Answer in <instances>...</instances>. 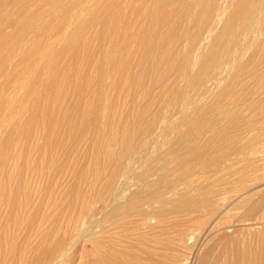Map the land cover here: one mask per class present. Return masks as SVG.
<instances>
[{"label":"rangeland","instance_id":"1","mask_svg":"<svg viewBox=\"0 0 264 264\" xmlns=\"http://www.w3.org/2000/svg\"><path fill=\"white\" fill-rule=\"evenodd\" d=\"M143 1L0 0V145L10 147L8 136L16 124L26 122L28 114L23 111L28 104L39 96L41 101L50 98L53 72L75 52L80 53L73 68L76 77L84 72L92 78L97 75L107 111L101 116L91 112L99 102L94 84L76 94L77 112L88 125L76 135L70 133L62 111L66 107L75 111L76 99L72 86L67 87L65 100L54 107L56 143L43 148L45 131L40 124L32 129V136L18 138L20 147L10 148L0 161V173L9 171L10 182L19 176L25 183L30 193L26 211L39 205L44 217L19 247L27 256L40 244L46 218L58 214L59 225L66 224L67 194L72 189L82 194L76 216L73 212L69 227L61 231L64 238L52 252L42 250L43 264H59L57 260L73 252L76 264L81 252L78 264H89L95 234L123 233L115 227L102 230L99 224L110 226L104 214L132 193L152 191L147 194L152 202H143L129 213L139 222L146 218V224L128 234H145L160 262L174 253L173 264H198L195 252L201 253L222 225L241 231L264 227V203L254 214L256 220H237L248 213L250 199L264 194V86L258 88L264 75V0H165L175 12L158 25L162 41L151 34L154 61L139 71L141 52L132 55L126 75H137V81L129 92L126 79L123 87L116 81L129 50L143 33L140 29L131 40L126 37ZM148 10L142 11L143 21L152 12ZM113 15L118 16L108 31L104 25ZM85 37L89 43L82 46ZM162 48L166 49L159 55ZM96 65L103 74L96 73ZM125 142H129L126 151L113 160L116 163L110 161L109 151ZM191 147L196 155L189 165L173 160ZM162 178L165 181L155 188ZM146 182L152 185L143 190ZM108 197L111 200L105 204ZM4 207L0 203V223L5 220ZM155 212L162 215L148 217ZM222 219L226 222L217 226ZM178 223H186L194 237L202 230L212 234L201 237L196 248L194 239H180ZM11 232L19 243L26 229L22 225ZM137 240L138 245L144 241ZM136 251L142 255L140 248ZM7 264L24 263L8 260Z\"/></svg>","mask_w":264,"mask_h":264},{"label":"bare ground","instance_id":"2","mask_svg":"<svg viewBox=\"0 0 264 264\" xmlns=\"http://www.w3.org/2000/svg\"><path fill=\"white\" fill-rule=\"evenodd\" d=\"M148 8L150 10H152V12L148 13L147 19H146V21L144 20L145 21L144 22L142 20V15H143L142 11L145 13V11L148 10ZM173 12H175V10ZM173 12L169 6V1L166 2L165 0H144L143 4H141L140 7L137 9L136 16H134V22L126 31V37L131 40L130 37L134 36V34L137 31L139 32L140 29L142 30L143 33L140 35L141 36V37H139L140 39L138 41H136V43L133 45V48L131 50H129L130 54H127V58H125V61L123 63V67L120 69V72H119L120 75L116 81V84L118 86L123 87V85L125 83V79H126L128 81V84H129V86L127 88L128 91L131 92L134 89V85L137 81V79H136L137 75L134 76L131 73L128 76L126 75L127 71L130 69V66H131L130 62H131L132 55L135 53L141 52V54H140L141 55V57H140L141 61L139 63V67H138L139 71H142L143 66L147 67V65L149 66V64L154 61L153 58H151V51L153 50L155 44L152 43L153 39L151 37H153L152 35H155L154 37L160 38V41H162L161 40L162 34L160 33V29H159L160 27H158V25L161 26L162 19L169 17ZM117 16L118 15H113L106 22V24L104 25V28L106 30L111 31L113 29L114 24H115L116 19H117ZM172 28H174V26ZM0 34H2V33H0ZM85 39H86V37H85ZM88 43H89V39L88 40L86 39V41H84L82 43L83 44L82 46H86V45H88ZM170 44H168V46ZM127 46H128V44L126 43L124 45V47L127 49ZM165 49L166 48H162L161 51L159 52V55H162L163 50H165ZM260 51H263V50H260ZM222 53H224V52H222ZM68 54H67V56H68ZM224 54H226V52ZM79 57H80V53L75 52L71 56V59L67 62L66 65L60 67L59 69H57L53 72L52 79H51V82L49 85V89L51 90V96L49 99H47V100L43 99L44 101L43 100L41 101L40 96H39L32 103L28 104L26 107L24 106L25 108H24L23 112H27V114H28L26 117V122L16 124L14 126V128L12 129L10 135L8 136V139H9L8 142L10 143V147L7 146L8 143L0 145V161H3L5 155L8 153L10 148L15 147L18 149L20 147V141L18 138L23 140L24 138L32 136V132H33L32 129L40 126V124L43 126L44 131H45V133H44L45 140H44V144L42 145L43 148H47V147L49 148V146H52L56 143L57 140L55 141L52 139V136L56 135V132H57V125L55 123L54 107L56 104H60V106H61V102H63L65 100L67 87L72 86V95H73L74 100L76 99V101H75L76 110L75 111H74V109H71L70 107H66L65 109L63 108V111H62L63 119L70 123V131H71L70 133L76 135V131L79 132L83 128H85V126L88 125V121H85L82 118L81 113L77 112V107L79 105V102H78V96L76 97V94H80L83 90L87 89L88 87L92 86L93 84H94V87H93L94 93H95V95H97L99 102L93 106L91 112L94 116L106 115V112H107L106 107H104L101 103V99L103 96H102L101 87H100V83H99V80L97 78V75H95V78H92L86 74L87 72H84V73L79 74L80 77H78V78L76 77V75L78 73L76 74V69H73V68H75L76 64L79 62ZM99 57H101V55H98V58ZM159 58H160V56H159ZM176 58H177V56H176ZM27 60H28V58H27ZM172 61H174V60H172ZM21 64H22V62H21ZM150 67H151V65H150ZM95 70H96V73L99 71L100 73L103 74L100 66L96 65ZM158 71H159V69H158ZM144 72H146V70ZM150 72H151V70H150ZM148 74H150V73H148ZM153 76H154V74H153ZM243 84H244V82H243ZM261 86H264V75L258 79V88H260ZM136 87H138V86H136ZM132 97L134 99L136 98V96L131 93V98ZM25 103H28V102L25 101ZM107 116H105V118H106V121L109 122L110 119ZM251 118H253V117H251ZM71 124H72V126H71ZM96 127L97 126H95V128ZM47 133L51 136L48 137ZM110 135L109 136L105 135L104 138L108 139L110 137ZM249 135H250V132H249ZM126 139H127V136H126ZM127 140H129V139H127ZM119 143H121V142H119ZM190 144H192V143H189L188 146ZM128 145H129V142H125L119 148L116 147L114 149H111L109 151V160L112 161L113 163L114 162L116 163V161H113V160L116 159L117 157H120L121 151L122 150L126 151V149L128 148ZM195 155H196L195 150L193 147H191L189 150H187L185 152L183 157L177 156L173 160L178 159L179 161H181V163L184 162L183 164L187 163L189 165L190 164L189 162L193 161V159L195 158ZM27 167H28V163L26 164V168ZM189 168H190V166L188 167V169ZM9 173H10L9 171H7L6 174L0 173V203H3L5 206L4 207L5 208L4 209L5 210V220L3 223H0V264H7L8 260H11V262H14V263H22L23 262L24 264H43L44 259L42 258V255H41L43 252L42 250H44L46 248V251L52 252L53 251L52 249L56 247V243L60 242L64 238L65 233H62L61 231L63 228L69 227V224H70L73 216L74 215L76 216V203L78 200L81 199L80 197L82 194L80 192H77L76 189H72V191L67 194V196H66L67 202H66V204H63V205H66L68 207V210H69L67 213L68 219H67L66 224L63 227L59 225V223L57 222V220L60 218L58 214L52 216L51 219L46 218V226H45L44 230L41 232L40 244L38 243L36 246H34L32 249H30L29 256H27V253L20 251L21 249H19V247L22 246V244L27 242V240L29 239L28 235L32 231L38 230L37 228H38V226L42 220L41 218H44V217L41 215L39 205H36V206L32 207L31 210L26 211V209H28L27 206H28L29 201H30V193H28L27 190H25V183L20 180L21 178L19 176L16 179H13L12 182H10L11 181V177H10L11 175ZM95 173H100V172L96 171ZM262 178H264V176ZM162 181H165V180L162 178L158 181V183L157 182L154 183L155 188H157L156 185L162 184ZM95 182H97V181H95ZM150 185H152V184H149L146 182L143 185V187L145 186L143 188V190L147 189ZM96 188L97 187H95V189ZM95 189H94V191H95ZM111 191H113V190H111ZM150 192H152V191H150ZM150 192H147L144 194L142 192L132 193L130 196H128L125 199V201L123 203L114 204V202H113L114 205L103 216V220L110 221V226H102L101 224H99V227H101L102 230L108 231V232L110 231L109 228L115 227L117 231H122L123 233L119 234L118 236H113V235H109V234L102 235L100 233L95 234V236L91 240V244H90L91 259H90L89 264H173V259H175V257H176L174 253H172V254L167 253V256H166L167 261L160 262L158 260V258L155 257V255L157 254L156 248H152L150 246V244L146 242L147 240L146 241L144 240V239H148L147 237H145V234L142 233V234L136 235V236H130L128 234L130 231H134V230L140 228L141 225L146 224V222H147L146 218L142 219V221L139 222L137 219H132L130 217L129 213L131 212V210L133 208L141 205L143 202H152L154 200L152 195H147ZM114 195H116V194H114ZM184 195H186V194H184ZM253 198L250 199L249 202L247 200L248 198L245 199L246 200L245 203L248 202L246 204L248 206V209H247L248 213L242 215L243 218L237 219L238 221L239 220H248V219L249 220H252V219L256 220V217L254 216V214L259 209V207L263 205L264 194H262V195L259 194L257 196V198H255V197H253ZM110 200H111V198L108 197L104 203L107 204ZM110 206H111V204H110ZM73 212H74V215H73ZM97 214H98V212H97ZM160 215H162L161 212H155V213H151L150 215H148V217L151 218V217L160 216ZM93 220H94V218H93ZM225 222H226V220L222 219L219 222H217L216 225L219 226V225L224 224ZM22 225L25 226L26 234H25V237L23 238V240H21L19 243H17L14 241V238L12 235L13 233L11 232V229L14 230L15 228H18L19 226H22ZM185 225H186V223H184V224L178 223L177 224V232L179 234L180 239L181 240L185 239V238L187 240L194 239L195 247L197 248V246L201 240V237L203 238V236H205V234H206L205 231L202 230L200 232L201 233L200 235H196L194 237V235L191 233L192 230L191 229L188 230V228H186ZM93 228H94V226H93ZM199 228L201 230L202 227H199ZM211 234H209V235H211ZM209 235H207V237ZM137 237L140 240L141 239L144 240L143 242H141L140 245H138L139 241L137 240ZM166 246H168L167 243H166ZM138 248H140L142 255H140L139 252L136 251V249H138ZM73 251H75V250H73ZM73 251H71V252H73ZM193 251H194V249H193ZM196 251H198V250H196ZM44 253H46V252L44 251ZM77 254H79V253L77 252ZM80 254H79V256L82 257L83 256L82 252ZM79 256H78V258L80 259ZM76 257H77L76 254H74V252H73L68 257H65L62 261L61 260L60 261L57 260V261L59 262V264H76ZM79 259H77V264H78ZM191 259H193V258H191ZM194 259L198 264H264V227L259 228V229L241 231V230H237L235 226H228L225 228L222 225L218 232L211 235V237L209 238V242L207 243V245L203 249V251L199 254L195 252ZM190 260H189V262H190ZM182 264H184V263H182ZM190 264H192V263L190 262Z\"/></svg>","mask_w":264,"mask_h":264}]
</instances>
